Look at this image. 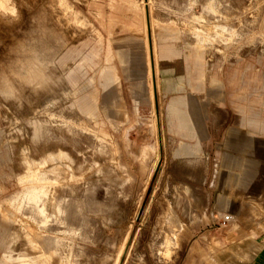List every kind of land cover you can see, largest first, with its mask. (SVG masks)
Returning <instances> with one entry per match:
<instances>
[{
    "label": "rangeland",
    "instance_id": "obj_1",
    "mask_svg": "<svg viewBox=\"0 0 264 264\" xmlns=\"http://www.w3.org/2000/svg\"><path fill=\"white\" fill-rule=\"evenodd\" d=\"M108 1L0 0V264H115L121 249L118 264H211L200 257L264 234V134L248 123L264 116V0H129L133 39L127 11L107 35ZM144 9L157 68L194 87L160 81L153 108ZM107 65L117 82L104 87ZM177 94L194 106L199 157L173 155ZM234 129L253 136L259 172L217 204L221 161L241 156L224 147Z\"/></svg>",
    "mask_w": 264,
    "mask_h": 264
},
{
    "label": "crops",
    "instance_id": "obj_2",
    "mask_svg": "<svg viewBox=\"0 0 264 264\" xmlns=\"http://www.w3.org/2000/svg\"><path fill=\"white\" fill-rule=\"evenodd\" d=\"M108 6L110 10V15L105 20V25L107 26V35H112V28L115 25L114 15L119 14L123 11H127L130 13H134V16L138 19L135 23H131L130 25L119 24L121 28H126L129 32V37L133 39V32L137 30L143 31V19L140 12L134 9V5L130 3L129 0H109ZM147 16V15H146ZM100 19L101 16H100ZM144 46V52L146 53V39L145 37L140 39ZM144 53V55H145ZM195 64L198 67V86L202 83L203 80V72L201 69L202 57L200 55L195 56ZM146 68V66H145ZM171 67L168 65H161L159 73H161V79L159 78V86L160 81L165 84V87L174 92H181L186 89L193 90L194 87L190 84V80H187V84H176L174 83V79L171 76ZM104 69H108L110 74H114L112 78H104L101 74ZM115 69L111 65H107L103 67L99 73V80L104 81V87H107L109 83H116ZM119 81V78H118ZM211 83H218V80L214 77L211 79ZM85 85L90 86V83H85ZM264 87V81H263ZM264 106V101L262 102ZM189 108L194 109V106L190 105L186 95L177 94L169 98L165 111L168 114L174 115L177 119V125L175 127L176 134L182 138L177 145V149L173 152H178L177 157H199L202 153L200 139L198 137L195 123L191 117L189 112ZM259 117V118H258ZM250 125H253L256 129L261 131L264 134V116L260 118L258 114H256V118H250L248 120ZM1 132V130H0ZM250 133H246L244 131L238 130H230L227 132L224 147L225 148H238L241 153L240 157H233L229 155H225L221 161L220 166V183L217 186V194H216V202L219 204L226 199V204H228L232 198L229 195L230 192L234 190H243L245 189L250 181L258 174V165L257 162L250 159V155H252V150L248 144L251 141ZM2 138L0 137V140ZM191 151L197 150L196 153H191ZM8 151L6 150V153ZM2 156L3 152L0 151V169H2ZM175 157V156H174ZM10 174L13 177L16 176L13 173L12 169L9 168ZM4 174L0 172V181H3ZM17 185V181H16ZM5 185L0 182V190H4ZM7 244L4 236H0V257L3 255L4 245ZM209 257L211 260V264H264V234L258 235L256 237H250L243 239L239 242H233L229 244L224 250L211 253H205L200 258Z\"/></svg>",
    "mask_w": 264,
    "mask_h": 264
},
{
    "label": "bare ground",
    "instance_id": "obj_3",
    "mask_svg": "<svg viewBox=\"0 0 264 264\" xmlns=\"http://www.w3.org/2000/svg\"><path fill=\"white\" fill-rule=\"evenodd\" d=\"M144 28H145V35H146L145 36V39H146V53H145L146 54V64H147L148 76H149L148 87H149V93H150V104L153 108L154 99H156L157 93L159 92V80H158V76H157L158 75V72H157L158 68H157V60H156L157 58H156V54H155V41L153 39V32H152L151 20H150V16H149V9H144ZM158 101H159V97H158ZM174 218L175 217H173L172 215L170 216V219L173 220ZM172 220H170V221H172ZM175 221H176V218H175ZM167 224H168V222H167ZM170 224L171 223L169 222L168 225L170 226ZM168 241H169V239H168ZM122 251H123V249H121L119 251L118 256L116 258V261H115V264H118L119 257L122 254Z\"/></svg>",
    "mask_w": 264,
    "mask_h": 264
},
{
    "label": "built area",
    "instance_id": "obj_4",
    "mask_svg": "<svg viewBox=\"0 0 264 264\" xmlns=\"http://www.w3.org/2000/svg\"><path fill=\"white\" fill-rule=\"evenodd\" d=\"M232 219H233L232 215H228V214L223 215L221 218V224L225 226L226 224L230 223Z\"/></svg>",
    "mask_w": 264,
    "mask_h": 264
}]
</instances>
